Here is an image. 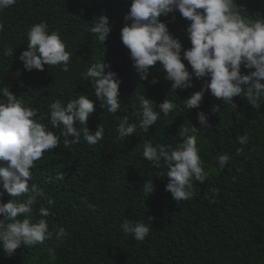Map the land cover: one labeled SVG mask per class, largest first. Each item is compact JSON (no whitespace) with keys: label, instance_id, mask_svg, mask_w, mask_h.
Returning <instances> with one entry per match:
<instances>
[{"label":"trees","instance_id":"obj_1","mask_svg":"<svg viewBox=\"0 0 264 264\" xmlns=\"http://www.w3.org/2000/svg\"><path fill=\"white\" fill-rule=\"evenodd\" d=\"M236 3L246 9L244 15L249 18L264 16V0ZM130 4L131 0H16L0 12L4 25L0 87L8 85L12 94L38 109V119L46 117L55 99L66 104L77 94L88 95L95 110L87 127L94 133L102 123L105 129L104 138L94 146L81 137L79 143L64 147L61 137L57 148L34 163L30 185L36 184L55 201L46 218L52 237L34 247H21L11 257L0 251V264H264V101L253 108L243 94L234 97L237 116L209 91L199 109L188 110L183 100L201 89L203 79L194 78L191 89L172 92L158 62L148 79L141 80L120 38ZM99 15L107 16L111 26L104 46L91 33V23ZM159 19L167 23L183 48L191 47L186 35L190 22L178 11ZM41 21L47 22L49 31H59L71 53L70 71L48 65L43 71L23 68L19 56L27 50V31ZM6 46L14 49L13 57L3 56ZM103 57L122 81L121 106L115 114L100 107L86 77L90 65ZM241 71L249 72L243 66ZM154 78L159 81L155 85L151 84ZM142 95L155 103V111H160L159 104L166 98L177 108L167 117L161 113L148 133L137 128L125 142L117 140L116 128L125 116L129 123H138ZM215 105L221 106L218 113L211 111ZM198 111L209 116L212 127L200 126ZM40 123L59 135L60 129L52 128L48 119ZM182 126L198 129L197 147L207 178L203 184L193 181L191 199L175 201L165 190L169 178L160 175L166 170L144 159L141 145L150 139L154 145L174 146L181 140L178 132ZM245 134L249 141L240 145L237 137ZM237 148L243 149L239 155ZM221 154L230 156L223 170L216 159ZM57 175L63 180L58 181ZM149 177H153L155 190L146 197L142 184ZM9 199L5 193L3 202ZM44 206L48 207L46 202ZM38 209L39 205L34 206L33 222L41 218ZM148 216L154 220L143 242L125 237L120 229L124 219L147 220ZM59 227L68 233L62 240L56 238Z\"/></svg>","mask_w":264,"mask_h":264},{"label":"clouds","instance_id":"obj_2","mask_svg":"<svg viewBox=\"0 0 264 264\" xmlns=\"http://www.w3.org/2000/svg\"><path fill=\"white\" fill-rule=\"evenodd\" d=\"M15 3L16 0H0V12ZM177 11L190 22L186 27L191 44L188 49L183 48L179 38L173 37L167 23L159 19ZM245 11L236 0H131L120 38L129 50L132 67L141 80H147L150 69L159 62V70L164 73V79L171 82L172 92L193 88L194 78L204 80L199 91L183 100L188 110L199 109L205 93L210 91L238 116L234 97L243 94L253 108L264 101V16L258 14L249 18L244 15ZM172 18L174 20L175 16ZM91 24V33L104 46L111 32L109 19L99 15ZM3 30L4 25L0 23V32ZM13 55L14 49L6 46L3 56ZM70 57L59 31H49L47 22L41 21L29 27L27 50L21 53L19 60L29 72L33 69L43 71L45 65L60 66L62 71L68 72ZM184 61L190 65L191 72ZM242 66L249 70L248 74L242 73ZM86 77L92 83L100 107L107 108L108 113H117L121 106L119 88L122 81L111 70V65L105 63L104 57L90 65ZM158 82L155 78L151 80L153 85ZM4 85L0 87V251L11 257L21 247H34L52 237L46 218L55 201L36 184L30 185L34 163L45 152L57 148L61 137L64 147L79 143L81 137L94 146L104 138L105 129L102 123L97 125L94 133L87 127L89 115L95 110L88 95L77 94L66 104L62 99H55L49 104L46 117L38 119L39 110L27 105L22 96H15L9 86ZM155 107L152 100L140 96L138 123H129L125 116L116 128V139L125 142L137 128L148 133L161 113L167 117L177 105L171 98H166L159 104L160 111H155ZM220 110V105L211 109L213 113ZM196 117L201 127H212L205 112L198 111ZM44 119L49 120L52 128L60 129L59 135L40 123ZM197 132L196 127L182 126L178 132L182 142L180 140L174 146L154 145L150 139H145L141 145L143 158L154 167L166 170L160 175L169 178L165 190L175 201L191 199L193 181L203 184L207 178L206 166L197 147ZM248 141L247 134L237 137L240 145H246ZM242 151L237 148L236 154ZM216 159L218 168L223 170L230 156L221 154ZM56 179L62 181L63 176L57 175ZM142 185L146 197L155 190L153 177ZM5 193L10 196L7 202H3ZM20 197L24 198L18 199ZM36 205H39L41 218L33 222ZM88 207L95 210L92 204ZM153 220L152 216L147 220L124 219L120 229L125 237L143 242L152 229ZM67 235L63 227L56 231L58 240ZM50 255H55L54 251L50 250Z\"/></svg>","mask_w":264,"mask_h":264}]
</instances>
